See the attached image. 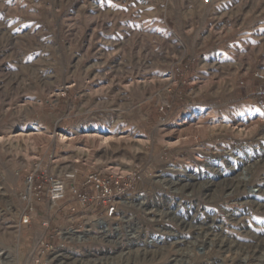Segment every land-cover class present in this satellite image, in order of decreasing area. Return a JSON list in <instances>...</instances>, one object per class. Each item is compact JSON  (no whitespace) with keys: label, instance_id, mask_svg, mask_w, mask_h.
I'll return each mask as SVG.
<instances>
[{"label":"rangeland","instance_id":"rangeland-1","mask_svg":"<svg viewBox=\"0 0 264 264\" xmlns=\"http://www.w3.org/2000/svg\"><path fill=\"white\" fill-rule=\"evenodd\" d=\"M259 70L264 0H0V263L32 264L26 253L40 227L21 224L19 193L37 162L49 174L74 168L78 181L140 167L162 213L129 208L123 232L92 225L54 264H264L229 261L194 229L222 228L241 256L264 244ZM86 131L114 139L60 137ZM242 144L256 147L240 155L256 161L245 178L259 207L227 195L242 169L235 160L221 175L208 159ZM70 218L53 228H78Z\"/></svg>","mask_w":264,"mask_h":264},{"label":"built area","instance_id":"built-area-1","mask_svg":"<svg viewBox=\"0 0 264 264\" xmlns=\"http://www.w3.org/2000/svg\"><path fill=\"white\" fill-rule=\"evenodd\" d=\"M254 76L260 80V91L264 93V72L259 70ZM151 192L140 167L129 172L119 168L90 172L78 181L74 168L49 174L36 162L24 176L19 193L23 204L21 224L29 226L34 222L38 206L42 205L46 213L39 222L40 230L29 243L28 260L32 264H54L68 244L85 241L71 238V231L83 234L88 227H95V223L108 224L112 230L110 224L114 222V229L119 226L123 230L120 225L134 218L133 214H126L127 209H142L143 202H151ZM68 212L72 215H67ZM75 214L80 222L78 228L72 225L53 228L57 218L64 215L73 217ZM128 218L130 220L126 221ZM57 253L59 256H56Z\"/></svg>","mask_w":264,"mask_h":264},{"label":"bare ground","instance_id":"bare-ground-1","mask_svg":"<svg viewBox=\"0 0 264 264\" xmlns=\"http://www.w3.org/2000/svg\"><path fill=\"white\" fill-rule=\"evenodd\" d=\"M189 122V121H188ZM182 123H187L185 121H183ZM241 124V123H240ZM182 126V124H181ZM192 126V125H191ZM235 126V125H234ZM248 127V126H247ZM182 129V128H180ZM184 129V127H183ZM239 129V128H238ZM244 128H241L240 130H242ZM173 131V130H171ZM176 131V130H175ZM178 133L177 135H180L181 134V130H177ZM176 131V132H177ZM183 132V131H182ZM22 132H19V133H16L14 135H12V137L14 138H18L20 136H22ZM61 139H73V138H76L77 140H82L85 145L87 143L92 142V143H96L97 141L100 142V144H106L108 142H110L111 140H113V135L109 134V135H99L98 132L96 131H86V132H83V133H77L75 137H69V138H66V136L64 135H60ZM123 136H120L119 138H121ZM81 142V141H80ZM91 143V144H92ZM88 146V145H87ZM246 150L247 152H253L254 150H256V147H252V146H247V145H240V146H235L232 150H230L229 152H227L226 154H221L219 155L218 153H212L210 155V157L208 158L210 162L212 163H215L214 165L218 166V172L219 174L221 175H230V173H233L236 169V167H231L230 168V172H225L223 171V163L227 160V157H231L233 160H235V165H240V167L242 168L241 171L238 173V175H236L235 179L233 180H230V191H229V194H227L229 196V198L232 200V201H240V200H243V202H253V203H256L253 199L256 198V194L253 193V191L251 190L252 187L254 186H251L249 187V180L247 181L246 180V175H247V171L249 169H251V167H253L255 164H256V161L252 162V163H248L249 162V159L247 157H243L242 155H240L242 153V151ZM214 152V151H213ZM210 153V152H209ZM262 158H264L262 155L260 156ZM253 161V160H252ZM233 164V163H232ZM234 166V165H233ZM163 173L162 174H159L157 175V178H159V180L157 181H163ZM234 175V174H233ZM191 176V175H190ZM232 176V175H231ZM234 177V176H232ZM224 178V177H223ZM264 184V183H263ZM246 188V190H245ZM248 188V189H247ZM207 189V188H206ZM257 189L258 191L260 190V192H264V185H258L257 186ZM238 190V191H237ZM237 192V193H232V192ZM145 204H143L142 208L145 209L146 213L149 214V215H153L154 217L157 218V216H160L162 213H159L157 214L156 213V208L154 209L153 208V204L151 202H143ZM257 204V203H256ZM258 207L261 205V204H257ZM163 217V216H162ZM161 217V218H162ZM213 223V222H212ZM108 224H105V223H95V227L96 226H106ZM204 227V226H203ZM108 228H106L107 230ZM121 229V228H120ZM119 229V230H120ZM197 230V233H198V230H199V233L201 234L203 232V236H204V241H205V244H206V248L208 250H213L214 247H217L218 249H223V251L225 252H230L228 253L229 254V261H234L236 260L235 258V254L237 255L238 254V258L241 259V261L245 263V261L247 260H250V258H254L255 256V259L256 260H260V259H264V244H259L257 245L256 247L257 248H260L259 250L255 251V250H252L251 252L250 251H245V255L244 256H241L238 251L236 250V248L234 249V244H235V241L233 239H229L227 235H224L221 231V229L217 228V226L215 225H209L207 227H204V228H194ZM100 230V229H99ZM105 230V231H106ZM219 231L217 233H212V234H208L207 231ZM92 232V229L91 227H88L87 230L83 233V234H78V233H73L71 231V238L75 239V240H86L88 239L86 235H88L89 232ZM102 231V230H101ZM108 231V230H107ZM124 231V230H122ZM215 232V231H214ZM132 234V233H131ZM199 235V234H198ZM90 236V235H88ZM210 236V237H208ZM256 236V235H255ZM94 237V236H93ZM199 237V236H198ZM169 238V237H168ZM134 239V236H131V237H128V241H132ZM163 239V238H162ZM145 240H146V237H145ZM163 242H165V240L163 239ZM135 243V242H134ZM142 245L145 247V249L147 248H150L153 247V246H150L149 243L147 241H143ZM204 245V244H203ZM154 246H159V245H156L154 244ZM162 246V245H160ZM144 247H143V250H144ZM142 250V251H143ZM154 250V249H152ZM234 250V251H233ZM236 250V251H235ZM149 251V250H148ZM151 251V250H150ZM155 251V250H154ZM209 252V251H208ZM208 252H203V254H208ZM3 251L2 249H0V262L2 260V255H3ZM256 253H258V255H256ZM58 254V253H57ZM193 254V253H192ZM210 254V252H209ZM220 254V253H219ZM216 256V255H215ZM223 256V255H222ZM207 257V256H206ZM7 258V257H5ZM210 258V257H209ZM208 258V259H209ZM220 258H223V257H220V256H216V257H213V261L212 262H216L218 261ZM224 259V258H223ZM206 260V259H204ZM222 260V259H220ZM238 260V259H237ZM253 260V259H252ZM7 261V260H6ZM191 261V260H190ZM13 261H11L12 263ZM264 262V261H263ZM221 263V262H220ZM254 263V262H253ZM1 264V263H0ZM219 264V263H218ZM256 264H261L260 262H257Z\"/></svg>","mask_w":264,"mask_h":264},{"label":"crops","instance_id":"crops-1","mask_svg":"<svg viewBox=\"0 0 264 264\" xmlns=\"http://www.w3.org/2000/svg\"><path fill=\"white\" fill-rule=\"evenodd\" d=\"M71 215H72V214H71ZM71 215H70V216H71ZM45 216H46V213H45L44 208L42 207V205H41V206H38V207H37L36 214H35V220H34V222L31 223L28 227L33 226L35 222H36V224L39 225L40 220H41L42 218H44ZM64 216H65V215H64ZM64 216L59 217V219L57 218V222L63 223V222H64V219H63ZM73 219H74V220L77 219V215H76V214L73 215ZM70 221L72 222V218H71ZM35 235H36V234H35Z\"/></svg>","mask_w":264,"mask_h":264}]
</instances>
